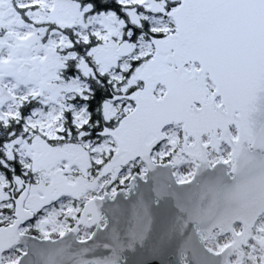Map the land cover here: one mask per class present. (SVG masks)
<instances>
[{"label": "snow or ice", "instance_id": "obj_1", "mask_svg": "<svg viewBox=\"0 0 264 264\" xmlns=\"http://www.w3.org/2000/svg\"><path fill=\"white\" fill-rule=\"evenodd\" d=\"M0 264H264V0H0Z\"/></svg>", "mask_w": 264, "mask_h": 264}]
</instances>
